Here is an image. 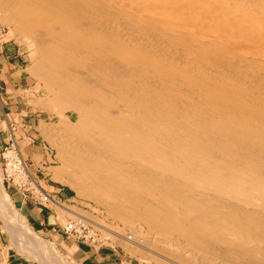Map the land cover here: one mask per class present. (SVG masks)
Masks as SVG:
<instances>
[{
	"label": "bare ground",
	"instance_id": "bare-ground-1",
	"mask_svg": "<svg viewBox=\"0 0 264 264\" xmlns=\"http://www.w3.org/2000/svg\"><path fill=\"white\" fill-rule=\"evenodd\" d=\"M0 20L34 46L60 118L42 127L54 179L168 263L264 264V0H0ZM0 211L64 264L1 174Z\"/></svg>",
	"mask_w": 264,
	"mask_h": 264
},
{
	"label": "crops",
	"instance_id": "crops-1",
	"mask_svg": "<svg viewBox=\"0 0 264 264\" xmlns=\"http://www.w3.org/2000/svg\"><path fill=\"white\" fill-rule=\"evenodd\" d=\"M3 38L0 29V152L15 139L31 174L37 180L38 173L40 177L42 176V180H38L40 186L48 193H53L67 201L69 190L60 187L55 182L50 183L48 178V169L53 163L52 152L40 146L38 150L28 153V147H25V144L34 143L35 139V136H26L28 134L24 128L29 125L28 118L21 117L20 122L12 118L14 114L10 109L13 107L10 105L13 102H9V98L25 89L26 66L21 49ZM15 103L17 104V101ZM20 107L15 108L18 111ZM4 189L13 205L26 220V224L32 228L36 238L41 236L56 242V246L67 254L72 264H135L120 247H92L66 239L62 226L56 222L55 214L47 209L33 206L29 202L24 203L22 197L10 191L5 184ZM58 237L62 239L61 242L56 239ZM39 256L40 249L36 248L30 255L21 245H16L5 222L0 217V264H43Z\"/></svg>",
	"mask_w": 264,
	"mask_h": 264
},
{
	"label": "rangeland",
	"instance_id": "rangeland-1",
	"mask_svg": "<svg viewBox=\"0 0 264 264\" xmlns=\"http://www.w3.org/2000/svg\"><path fill=\"white\" fill-rule=\"evenodd\" d=\"M0 29L2 30V35L4 37L3 39L11 42L12 45L19 47L21 49L24 55V60H25L24 63L26 66L25 72H24L26 75V81H27L25 89L23 90V92L17 93L16 96L14 95L12 96V98H9V102L10 101L13 102V104L10 105V107H13V108L11 109L9 108L10 110H12L14 114L12 118L14 117L13 120H16V122H20L21 117H23V119L28 118L29 125L25 126L26 128H24L26 131V134H28L26 136L28 137L30 135L35 136V139H34L35 144L34 143L25 144L26 145L25 147H28L27 149L28 153L33 152V150H38L40 146L46 147L47 149H49L53 154V160H52L53 163L51 164V167L48 169L49 171L48 178L50 179V183L55 182L60 187L68 189L70 193L69 198H68L69 200L64 201L63 199H60L62 208L56 207L54 210H49V209L47 210L55 214L56 222L59 223V225H61L62 228L66 225L67 222L72 221V220H75V221L83 220L86 224H89L90 226H93L96 229L98 228V231H100L101 235L103 233L105 236L111 239L110 241L111 244L109 243L110 245L107 247H114V246L120 247L127 254L129 259H131L133 263L135 264H161L164 260H165L163 262L164 264L165 263L171 264V263H168L169 259L166 257L167 255L166 251H169L171 249V248L169 249L167 244H162V242L157 241V239L153 238V236H150V239H149L148 234H145V233L140 234L137 231V228L136 230H132L130 228L127 229L126 227L123 228V226L120 223L114 221L108 215L106 216L107 213L104 211V209L98 206L94 201L80 197L71 186L67 184H63L57 181L56 179H54V176H55L54 174H56L61 164L58 159L57 149L54 146H52L50 141L48 142V139H46L47 137L44 136L43 134L42 127L43 126L44 127H48V126L57 127L61 121H60L59 116H57L58 115L57 112L54 111L53 108H51L49 105L50 104V102H48L50 101L49 93L44 89L42 82H40L37 78H35L31 73L32 65L34 61L37 59V56L34 50L35 48L31 43L25 40L11 25L7 24L6 22H3L2 20H0ZM16 101H17V104L15 103ZM14 106L15 107L21 106V107L17 111V109ZM12 141L15 143V146L19 150L18 143L16 142V140L14 139ZM2 151L0 152V174H1L3 186H4V169H3V160L1 157ZM21 156L23 158L22 154ZM37 177H38V180L40 179L42 180V176L40 177V173H38ZM14 208L21 215V213L17 210L15 206ZM0 217L5 222L9 232L11 233L10 230L11 228L14 227V224L8 223V220L6 216L3 214V211H0ZM23 221L26 222L25 219ZM21 231L23 232V230ZM18 232H20V230H18ZM136 232H138V234ZM11 235H13L12 236L13 242L16 245L20 246V243H18V239L17 240L15 239L14 234H11ZM128 237H130L131 240L128 241L127 240ZM37 239L43 244H47L48 246L52 247L51 251L46 252L45 256L51 253L49 256H52V255L54 257L60 256L59 258L63 259L66 262V263L64 262V264H72L71 261L68 259L67 254L63 250L59 249V247L56 246V242H53L52 240H49L48 238L45 239L41 236L40 238H37ZM56 239H58V241L60 242L62 240L59 237ZM148 239L150 241L148 245H145L146 243L145 241H147ZM151 243L152 244L155 243V245L154 244L152 245ZM143 244L145 245V247L143 246ZM160 244L163 246H161ZM138 245H142L140 246V249ZM102 247H106V246H102ZM127 247H128V251H127ZM143 250L145 251L143 252ZM32 251H35L33 246H32L31 251L28 253H30L31 255ZM41 255L42 254L40 252V256ZM163 255L165 256L163 257ZM49 256H47L46 259H48ZM59 258H56V259H59ZM40 262L43 264H50L49 262L44 261V259H42L41 257H40Z\"/></svg>",
	"mask_w": 264,
	"mask_h": 264
},
{
	"label": "built area",
	"instance_id": "built-area-1",
	"mask_svg": "<svg viewBox=\"0 0 264 264\" xmlns=\"http://www.w3.org/2000/svg\"><path fill=\"white\" fill-rule=\"evenodd\" d=\"M4 169V184L12 192L19 194L24 203L29 202L40 208L54 210L61 206V200L53 193H48L34 177L19 150L12 141L3 149L1 154ZM66 239L80 242L92 247L109 246L111 239L100 234L96 229L83 220L69 221L62 228ZM128 239H131L128 237ZM110 243V244H109Z\"/></svg>",
	"mask_w": 264,
	"mask_h": 264
}]
</instances>
